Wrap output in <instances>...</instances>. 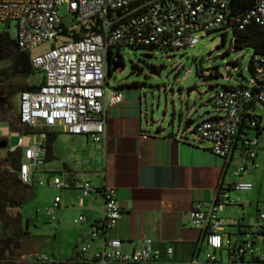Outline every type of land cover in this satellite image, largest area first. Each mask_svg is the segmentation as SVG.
<instances>
[{"label": "built area", "instance_id": "2783aa9c", "mask_svg": "<svg viewBox=\"0 0 264 264\" xmlns=\"http://www.w3.org/2000/svg\"><path fill=\"white\" fill-rule=\"evenodd\" d=\"M63 3L76 23L97 19L98 30L62 41L30 58L32 67L42 72V78L35 90L34 87L20 90L16 113L19 137L16 146L7 147V152L21 148L17 174L20 182L26 185H43L47 181L43 175L47 132L39 129V125L58 126L70 134H86L93 141L104 144L107 107L123 99V90H112L107 83L110 45L193 47L201 36L213 29H219L225 36L233 26L243 29L251 22L264 29V0H253L250 7L238 14L230 11L231 0H0V27L7 31L14 23L15 46L28 51L45 40L54 39L64 30L66 25L58 12ZM230 42H234L233 34ZM236 51L237 58L243 55L242 49ZM225 65L228 72L224 77L231 78L230 71L239 70L237 64L226 62ZM250 65L249 85L213 87L208 99L219 112L200 118L192 126L178 125L176 136L184 137L189 131L195 139L208 142L209 149L224 158L230 156L240 138L241 154L252 159L259 139L264 137V127L253 136L241 134L240 129L243 122L248 127H258L253 105L264 106V53H251ZM209 71L206 68L203 73ZM246 168L247 165L240 164L235 174L240 176ZM50 184L60 187L64 182L58 175H52ZM232 187L248 190L252 183L238 179ZM80 191L82 196L94 191L102 195V218L91 226L90 236H102L112 230L121 215L116 188L106 183L94 187L89 181H83ZM59 201L60 196L56 195L52 205L46 208L52 218ZM230 203L232 199L226 189L218 187L208 206L202 207L200 202H195L189 211L190 222L200 229L212 250L207 253V261H215L214 250L226 249L234 256H248V263H253L251 259L264 263V252L254 249L259 237L264 235V211L258 213L255 228L248 238L232 240L222 232L226 220L220 215ZM83 220V214L74 219L75 222ZM102 240V246L83 261L92 264H104L109 260L143 262L159 257V250L147 238L131 251L122 250V241L117 237ZM88 247L85 243L79 249L84 253ZM170 250L167 248V252ZM35 258L48 260L45 254ZM193 261L202 264L195 257Z\"/></svg>", "mask_w": 264, "mask_h": 264}, {"label": "crops", "instance_id": "0c3cea01", "mask_svg": "<svg viewBox=\"0 0 264 264\" xmlns=\"http://www.w3.org/2000/svg\"><path fill=\"white\" fill-rule=\"evenodd\" d=\"M119 84L111 89H122L123 99L107 107L104 144L86 134L66 133L58 126H38L47 131L43 170L46 187L13 184L19 190L15 193L17 202L11 204L5 198L0 209V238L4 235L19 238V246L12 249L20 263L92 264L83 259L90 258L92 252L102 246L103 238L114 236L121 239L124 251L140 247L147 238L159 250V257L155 261L109 260L104 264H195L194 257L202 264H264L233 261L234 256L226 249L214 250L215 261H207V253L212 250L189 218L195 202L208 206L218 187H223L232 203L220 212L226 220L222 232L240 241L251 235L258 213L262 211L261 201L249 200L248 206L240 196L254 194L253 183L244 174L251 166H256L259 153L264 151V137L259 139L252 159L241 154L240 138L230 156L221 157L209 149L208 142L195 139L191 132L178 137L177 127L154 123L143 109L139 92L118 87ZM5 108L7 104L0 109V137L8 139L16 135L18 140L20 127H12L4 118ZM253 109L258 115V127L242 125L241 134L253 136L264 127V106L254 104ZM27 140L25 137L24 143ZM16 145L17 141L11 146ZM7 149L0 150V154L5 156ZM16 150L20 159L21 148ZM239 163L247 165L241 178L252 183L248 190L232 187L233 182L241 179L235 174ZM1 166V169L7 167V172L15 170L4 162ZM15 171L17 173V169ZM52 175H58L64 185H51ZM83 181H89L94 187L106 183L116 188L121 215L113 229L102 236H90L91 226L102 218V195L94 191L82 196ZM56 195L60 196V201L52 218L46 208L52 205ZM32 201L37 203L34 208L28 207ZM80 214L85 215V220L75 222ZM85 243L89 247L82 253L79 247ZM169 247L171 250L167 252ZM254 249L264 252V235L259 237ZM8 252L7 249L4 254ZM38 254H45L48 260H37ZM244 259L248 260V256Z\"/></svg>", "mask_w": 264, "mask_h": 264}, {"label": "rangeland", "instance_id": "374dc122", "mask_svg": "<svg viewBox=\"0 0 264 264\" xmlns=\"http://www.w3.org/2000/svg\"><path fill=\"white\" fill-rule=\"evenodd\" d=\"M58 12L68 28L78 26L68 13L65 3L59 5ZM7 32L9 37L14 39V23ZM221 36L219 29H213L201 36L193 47L151 48L141 45H123L119 48L123 63L107 79L108 86L112 88L119 83H135V86L128 88L139 92L143 109L147 111L149 119L154 123L175 129L178 125L184 127L187 118H190L192 121L188 125L192 126L200 118L219 112L208 101L212 93L209 83L236 85L240 82L243 85H249L248 79L251 77V71L248 64L252 53L251 47H244L241 51L243 55L237 58L238 52L230 49L231 31L226 34L223 44H221ZM68 38L67 35L59 34L54 39L45 40L30 48L27 51L28 56L31 58L41 54ZM231 60L237 61L240 72L231 70L232 77L227 78L224 77L228 72L225 63ZM11 67L10 57H0V87L5 93H9L10 90L4 118L11 123L12 127H19L16 113L19 107L20 90L25 85L39 84L42 72L35 69L27 75H14L11 73ZM206 67H215L221 75L208 76L204 82L198 71ZM16 141L17 136L10 135L8 146L15 145ZM4 154L7 155V152ZM16 154H8L9 160L15 159ZM3 157L4 155L0 154V160ZM0 167H2L1 163ZM244 176L249 177L253 183L254 194L251 197L240 196L241 200L248 204L249 200L255 202L258 198L261 201L260 209L264 211V151L259 153L256 166L247 169ZM39 186L46 187L44 184ZM0 187L7 193L15 190L9 181ZM18 191L16 189V192ZM36 204L32 201L28 207L33 206L34 208Z\"/></svg>", "mask_w": 264, "mask_h": 264}, {"label": "trees", "instance_id": "16d2710c", "mask_svg": "<svg viewBox=\"0 0 264 264\" xmlns=\"http://www.w3.org/2000/svg\"><path fill=\"white\" fill-rule=\"evenodd\" d=\"M253 3V0H231L230 4V11L232 14H238L248 7H250ZM97 19L89 20L82 23H77V27H70L67 26L64 27V30L60 34H64L69 36V39L78 38L84 34L95 32L98 30V27L96 25ZM231 34L234 35V42L231 44L230 42V49L231 50H238L243 49L244 47H251L252 53H264V29L261 25L251 22L247 24L243 29H237L234 26L231 28ZM225 35L222 33L221 36V44L224 42ZM123 45H110L107 50V61H108V68H107V74L108 76H111V74L122 65V57L119 52V48ZM151 47V46H148ZM153 48V47H151ZM8 56L12 60V67H11V73L14 75H27L35 70V68L32 67L30 58L28 56L27 51H21L15 46L14 39H11L9 37V33L5 30L0 31V57ZM229 64L235 65L237 64V61L231 60L228 61ZM210 69L208 73H203L204 69ZM201 68L198 73L203 77V81L206 82V79L208 76H217L221 75L218 73L217 69L215 67H206ZM248 68L252 73L250 61L248 64ZM240 72V70H238ZM239 84H242L239 82ZM135 83L131 84H119L118 87H131L135 86ZM216 85L210 84L209 87L213 90V87ZM227 86V85H222ZM25 87V86H24ZM23 88V87H22ZM29 88V87H27ZM10 93V90H9ZM209 101V99H208ZM8 101H7V107H8ZM192 120L190 118H187L186 124L190 123ZM243 125L246 126V124L243 122ZM24 130H26L24 128ZM42 130H46L43 128ZM242 131V126L240 129V133ZM47 132V131H46ZM17 153L15 159L9 160L8 154ZM16 161V163H14ZM4 162L5 165L7 164L10 168H14L15 170L18 169L19 165V152L12 151L8 152L7 155L3 157V159L0 160V163ZM15 165V166H14ZM7 167L4 169L0 168V186L5 183L6 181H9L11 185L18 183L20 184V180L18 178V174L14 170L13 172H7ZM16 189L12 193H7L5 190H3L0 187V209H2L3 203L5 198L10 200L11 204H15L17 202V199L15 198ZM19 246V238H14L13 236L4 235L0 238V264H21L20 261L16 258V256L13 254V249ZM9 250L8 254H4L5 250ZM230 255L234 256L232 253ZM233 261H240L248 263L250 261L245 260L243 256H234ZM251 262L255 263V259H251Z\"/></svg>", "mask_w": 264, "mask_h": 264}, {"label": "flooded vegetation", "instance_id": "af4514ba", "mask_svg": "<svg viewBox=\"0 0 264 264\" xmlns=\"http://www.w3.org/2000/svg\"><path fill=\"white\" fill-rule=\"evenodd\" d=\"M9 94L10 93L8 92L5 93L4 89L0 87V109L4 108V104H7ZM1 138H5V137H0V139Z\"/></svg>", "mask_w": 264, "mask_h": 264}, {"label": "water", "instance_id": "95a60500", "mask_svg": "<svg viewBox=\"0 0 264 264\" xmlns=\"http://www.w3.org/2000/svg\"><path fill=\"white\" fill-rule=\"evenodd\" d=\"M36 87H34V90ZM8 147V139L7 138H1L0 139V149H6Z\"/></svg>", "mask_w": 264, "mask_h": 264}]
</instances>
